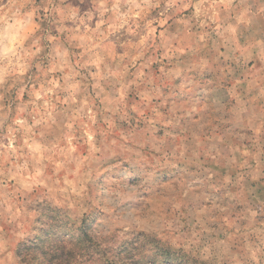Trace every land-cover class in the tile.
<instances>
[{
  "label": "rangeland",
  "instance_id": "obj_1",
  "mask_svg": "<svg viewBox=\"0 0 264 264\" xmlns=\"http://www.w3.org/2000/svg\"><path fill=\"white\" fill-rule=\"evenodd\" d=\"M0 14V264H264V0Z\"/></svg>",
  "mask_w": 264,
  "mask_h": 264
},
{
  "label": "trees",
  "instance_id": "obj_2",
  "mask_svg": "<svg viewBox=\"0 0 264 264\" xmlns=\"http://www.w3.org/2000/svg\"><path fill=\"white\" fill-rule=\"evenodd\" d=\"M90 235L88 234V233H86L85 231H83L82 232V234L81 235H79L78 237H77V239H80V240H83V239H89L90 241H92L93 240V238H92V236H90ZM57 240H59V239H57ZM36 243V245H38V243L37 242H35ZM53 248L55 249V251H62L63 252V249H62V246H53ZM61 254V253H60ZM59 258H61V257H59Z\"/></svg>",
  "mask_w": 264,
  "mask_h": 264
},
{
  "label": "built area",
  "instance_id": "obj_3",
  "mask_svg": "<svg viewBox=\"0 0 264 264\" xmlns=\"http://www.w3.org/2000/svg\"><path fill=\"white\" fill-rule=\"evenodd\" d=\"M0 17H1V14H0Z\"/></svg>",
  "mask_w": 264,
  "mask_h": 264
}]
</instances>
